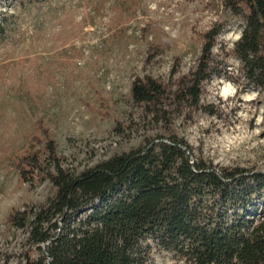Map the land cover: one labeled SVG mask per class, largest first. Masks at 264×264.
<instances>
[{
  "label": "rangeland",
  "instance_id": "obj_1",
  "mask_svg": "<svg viewBox=\"0 0 264 264\" xmlns=\"http://www.w3.org/2000/svg\"><path fill=\"white\" fill-rule=\"evenodd\" d=\"M0 18V264H25L35 247L9 225L14 210L54 194L48 181L26 183L19 160L53 142L78 171L173 135L197 159L221 168L264 172V89L250 84L235 55L243 21L215 0H3ZM223 31L216 75L198 106H169L158 122L133 102L137 78L175 86L195 70L203 35ZM150 264H187L154 251Z\"/></svg>",
  "mask_w": 264,
  "mask_h": 264
},
{
  "label": "trees",
  "instance_id": "obj_2",
  "mask_svg": "<svg viewBox=\"0 0 264 264\" xmlns=\"http://www.w3.org/2000/svg\"><path fill=\"white\" fill-rule=\"evenodd\" d=\"M215 1L243 21L235 55L247 81L264 89V0ZM222 31L215 25L203 35L196 69L173 88L137 78L133 102L158 122H168L169 106H198L217 72ZM8 33V19L0 18V40ZM17 167L26 183L38 177L54 189L46 202L9 215V225L27 230L36 250L25 264H150L154 251L187 264H264V172L197 159L176 136L146 138L81 171L50 141L46 153L28 154Z\"/></svg>",
  "mask_w": 264,
  "mask_h": 264
}]
</instances>
